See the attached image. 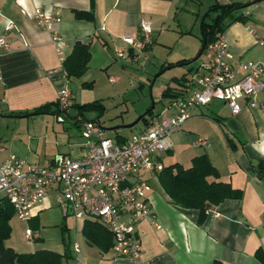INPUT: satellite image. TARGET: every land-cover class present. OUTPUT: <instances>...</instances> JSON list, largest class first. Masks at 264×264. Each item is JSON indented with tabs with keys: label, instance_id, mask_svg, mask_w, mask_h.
I'll return each instance as SVG.
<instances>
[{
	"label": "crops",
	"instance_id": "1",
	"mask_svg": "<svg viewBox=\"0 0 264 264\" xmlns=\"http://www.w3.org/2000/svg\"><path fill=\"white\" fill-rule=\"evenodd\" d=\"M254 1H242L250 4L242 14L252 17L255 13L264 20V0ZM218 2L223 4L228 1ZM186 7L184 0H0V36L8 20L14 24L6 35L8 46L0 45V119L17 123V128L25 122L28 131L29 123L31 119L35 121V117L53 114L58 117L55 104L66 85L71 92L73 106L63 116L80 130L82 122L94 120L87 119L86 112L79 114L75 107L101 103L94 98L95 77L115 67L114 51L117 48L132 53L122 38L139 39V27L145 21L154 31L149 50L152 53L155 44L164 42L162 33L165 29L172 27V34L176 37L189 34L185 22L187 16H184ZM36 8L56 14L59 22L53 23L49 30L41 28L34 20ZM53 31L62 38L61 53L53 45ZM223 37L237 59L244 62L264 61V56L256 54L254 38H258L248 23L229 25ZM23 42L28 44V48ZM77 42L90 47V59L82 76L68 78L63 64ZM189 56H182L178 62L189 61ZM131 60L134 62V59ZM198 65L188 68L180 78H174V85L170 88L180 92L181 96L167 98V111L172 109L169 116L176 113L175 100L186 98L196 90L191 76ZM51 70H58V75L53 78L46 76ZM114 81L113 78L109 80L110 83ZM83 84L91 86L84 88ZM257 100L264 103V94L259 95ZM44 105H52L47 113L16 116L17 113L32 114ZM242 105L241 112L236 116L231 114L223 101L217 99L195 108L180 129L192 136L188 161L181 162L175 157L176 138L170 139V148L165 151L167 155L162 152L157 157L163 167L178 163L189 169L191 160L204 154L218 173L217 179L209 177L208 181L228 184L240 191V197L224 200L208 210L205 220L199 224L197 210H186L170 203L156 179L157 171L146 174L145 180L151 187L148 194L151 217L138 222L135 228L142 247V260L154 264H260L255 253L260 249L264 252V109L250 108L245 102ZM147 122H143L140 130ZM115 133L117 135L113 140L118 143L131 136ZM202 139L206 145L199 146L198 140ZM84 144H68V151H56L48 157L42 156L37 162L28 163L45 165L60 157L81 158L86 152ZM71 153L75 154L72 156ZM10 155L15 154H10L7 148L0 145V165ZM84 221L64 210L56 202L55 193L49 191L43 202L31 209L27 221L16 218L14 213L9 221L11 234L5 245L16 253L52 251L63 257L61 264H132L117 258L112 247L102 252L89 245L81 233ZM26 229L32 232L33 240L25 239ZM72 230L76 236L74 241ZM75 245L78 251L74 250Z\"/></svg>",
	"mask_w": 264,
	"mask_h": 264
},
{
	"label": "built area",
	"instance_id": "2",
	"mask_svg": "<svg viewBox=\"0 0 264 264\" xmlns=\"http://www.w3.org/2000/svg\"><path fill=\"white\" fill-rule=\"evenodd\" d=\"M34 20L46 30L59 22L56 14L39 8L35 10ZM13 27L12 21L8 20L0 36L1 46H8L6 35ZM139 28V39L122 38L132 53L117 48L114 51L116 60L138 61L147 55L154 31L145 21ZM52 42L61 53L62 38L54 31ZM258 43L264 47L262 40L258 39ZM23 45L28 48L26 42ZM200 56L201 61L191 76L196 90L186 98L175 100L174 115L153 116L146 127L121 143L105 138L95 121H84L80 129L86 139V152L81 158L60 157L50 164L32 165L10 155L0 165V198L8 200L16 218L27 221L31 209L53 191L56 202L70 215L80 221L100 223L113 235L112 249L117 258L132 264H154L142 260V247L135 228L138 222L151 217L148 203L151 187L145 175L163 169L157 157L170 148V136L185 125L195 108L208 105L214 99L223 101L233 116L241 112L242 102L250 108L264 109V103L257 100L264 94V61L237 59L223 35L207 45ZM57 75L58 70L46 74L49 78ZM57 103V120L63 122V114L73 106L66 85L59 93ZM198 145H206V141L198 140ZM24 237L28 241L34 239L30 229L25 230ZM77 249L75 245L74 250Z\"/></svg>",
	"mask_w": 264,
	"mask_h": 264
},
{
	"label": "rangeland",
	"instance_id": "3",
	"mask_svg": "<svg viewBox=\"0 0 264 264\" xmlns=\"http://www.w3.org/2000/svg\"><path fill=\"white\" fill-rule=\"evenodd\" d=\"M241 1L245 2L246 0ZM194 3L187 4L186 15H184L187 16L185 22L188 24L186 29L189 34L184 37H176L172 34V27L167 28L162 33L164 42L155 44L152 53L149 51L146 56L140 57V60L134 62L132 60H116L114 57L115 67L107 73L102 72L95 77L94 98L101 101L103 111L94 110L86 112L84 115L87 119L99 121V126L104 130V137L115 139L117 135L115 131L120 136L133 135L143 127V122L153 116L164 118L172 113L171 108L170 112L167 111L169 101L162 97V92L174 85L175 77L180 78L188 68H194L201 61L202 57L195 60L198 54L197 49L201 47L200 20L214 2L213 0H200V2ZM245 10L237 11L235 16L242 14V11ZM228 22V20L225 21V23ZM246 23L256 32L258 39L264 37V20L260 19L257 14L254 13L252 17H249ZM254 40L257 43L256 54L264 56V48L257 39L254 38ZM185 55H190L188 59L189 61L193 59V61L187 66H178V61ZM110 78L115 81L110 83ZM150 108H153V116L146 115ZM141 116L145 117L134 127H124L133 124ZM35 118V121L31 119L28 131H26L25 122L21 124L20 128H17V123H7L0 119V145L7 148L10 154L19 156L27 163L37 162L42 156L48 157L56 151H68V144L86 141L81 129L73 126L68 119L59 122L55 114ZM146 125L144 123L145 127ZM175 138L177 147L174 150V155L181 162H187L190 157L188 147L191 144L192 136L179 130L170 137V139ZM74 154L71 153L72 156ZM165 154L167 155V152ZM167 157H172V155ZM72 158L74 159V157ZM71 237L72 241L76 239L74 230L71 232Z\"/></svg>",
	"mask_w": 264,
	"mask_h": 264
},
{
	"label": "trees",
	"instance_id": "4",
	"mask_svg": "<svg viewBox=\"0 0 264 264\" xmlns=\"http://www.w3.org/2000/svg\"><path fill=\"white\" fill-rule=\"evenodd\" d=\"M227 3H219L213 0L208 12L203 15L200 20V42L202 47L216 41L224 34L227 27L233 23H246L247 17L237 11L244 9L250 4H245L241 0H227ZM255 0L254 2H260ZM187 4H195L200 0H184ZM212 14V15H211ZM228 20V23L225 21ZM264 42V38L261 39ZM72 53L64 60V70L68 78H78L86 71L90 59V47L87 44L77 42L73 47ZM199 53V52H198ZM195 58V60L198 59ZM193 61V60H192ZM192 61L178 62V66H184ZM192 71V70H191ZM184 79V78H183ZM84 88H90V84H83ZM181 96L174 88H167L162 92L164 98H178ZM52 105H44L36 109L32 114L17 113V117H26L29 115H39L47 113ZM58 108V103L55 104ZM77 111L92 112L93 110L102 112L103 106L99 102L93 104L76 106ZM152 109L147 110V114L152 115ZM58 112V111H57ZM145 116H142L141 120ZM191 167L185 169L178 163L163 167L156 173V179L162 192L168 196L170 203L186 210L198 211V223L201 224L205 220V213L215 206H218L224 200L237 199L240 197V191L232 189L228 184L223 182H209L208 178L217 179L218 173L209 162L206 155L194 157L191 160ZM264 180V179H263ZM264 185V182H263ZM14 216L12 205L5 198H0V264H61L62 256L52 251H35L32 254L16 253L12 249L6 247L5 242L11 234L9 221ZM82 236L91 246L107 252L113 244V235L106 229L94 222L84 221L82 228ZM260 264H264V252L260 249L255 253ZM218 264V263H214Z\"/></svg>",
	"mask_w": 264,
	"mask_h": 264
},
{
	"label": "water",
	"instance_id": "5",
	"mask_svg": "<svg viewBox=\"0 0 264 264\" xmlns=\"http://www.w3.org/2000/svg\"><path fill=\"white\" fill-rule=\"evenodd\" d=\"M203 49H204V47H201V48H200L199 53H198V56L201 55ZM141 118H142V116H141L138 120H136L133 124L128 125V126H125V127H127V128H132V127H134V125H135L137 122H139V121L141 120ZM96 123L99 124V121L97 120Z\"/></svg>",
	"mask_w": 264,
	"mask_h": 264
}]
</instances>
